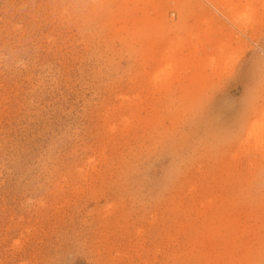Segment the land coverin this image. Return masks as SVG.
Segmentation results:
<instances>
[{"label": "rangeland", "instance_id": "374dc122", "mask_svg": "<svg viewBox=\"0 0 264 264\" xmlns=\"http://www.w3.org/2000/svg\"><path fill=\"white\" fill-rule=\"evenodd\" d=\"M0 264H264V0H0Z\"/></svg>", "mask_w": 264, "mask_h": 264}, {"label": "bare ground", "instance_id": "6f19581e", "mask_svg": "<svg viewBox=\"0 0 264 264\" xmlns=\"http://www.w3.org/2000/svg\"><path fill=\"white\" fill-rule=\"evenodd\" d=\"M167 60V59H166ZM168 61H169V59H168ZM214 61V60H213ZM216 62V61H215ZM170 63H171V61H170ZM170 63L168 64V63H165V64H168L167 66H165L164 68H162L163 69V72H166L168 69H170V67H171V65H170ZM219 66V65H218ZM163 72H161V73H163ZM160 72L157 74V75H159V74H161Z\"/></svg>", "mask_w": 264, "mask_h": 264}]
</instances>
